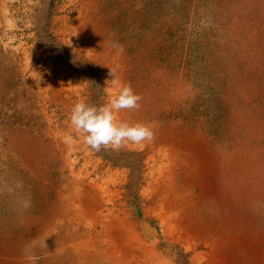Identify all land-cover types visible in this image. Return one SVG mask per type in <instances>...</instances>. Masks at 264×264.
<instances>
[{"label":"rangeland","instance_id":"obj_1","mask_svg":"<svg viewBox=\"0 0 264 264\" xmlns=\"http://www.w3.org/2000/svg\"><path fill=\"white\" fill-rule=\"evenodd\" d=\"M110 70L152 142L73 131ZM0 264H264V0H0Z\"/></svg>","mask_w":264,"mask_h":264},{"label":"clouds","instance_id":"obj_2","mask_svg":"<svg viewBox=\"0 0 264 264\" xmlns=\"http://www.w3.org/2000/svg\"><path fill=\"white\" fill-rule=\"evenodd\" d=\"M111 84L115 89L108 101L101 105L78 102L70 111V124L75 133L83 137L90 149L119 150L129 142L137 145L150 143L155 139L154 127L142 122L130 123L118 119L122 110H139L142 97L130 84L124 83L114 71L110 70ZM64 142L70 144L73 136L66 134Z\"/></svg>","mask_w":264,"mask_h":264}]
</instances>
